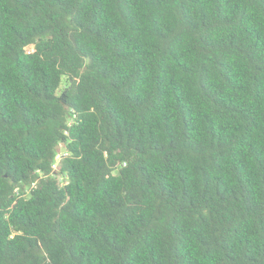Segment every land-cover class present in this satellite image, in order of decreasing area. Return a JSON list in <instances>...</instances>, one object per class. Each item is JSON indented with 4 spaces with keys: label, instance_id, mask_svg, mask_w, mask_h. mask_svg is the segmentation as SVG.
Listing matches in <instances>:
<instances>
[{
    "label": "trees",
    "instance_id": "16d2710c",
    "mask_svg": "<svg viewBox=\"0 0 264 264\" xmlns=\"http://www.w3.org/2000/svg\"><path fill=\"white\" fill-rule=\"evenodd\" d=\"M0 264H264V0H0Z\"/></svg>",
    "mask_w": 264,
    "mask_h": 264
},
{
    "label": "water",
    "instance_id": "95a60500",
    "mask_svg": "<svg viewBox=\"0 0 264 264\" xmlns=\"http://www.w3.org/2000/svg\"><path fill=\"white\" fill-rule=\"evenodd\" d=\"M61 151H62V153H66L67 148H66L65 146H62V147H61Z\"/></svg>",
    "mask_w": 264,
    "mask_h": 264
},
{
    "label": "rangeland",
    "instance_id": "374dc122",
    "mask_svg": "<svg viewBox=\"0 0 264 264\" xmlns=\"http://www.w3.org/2000/svg\"><path fill=\"white\" fill-rule=\"evenodd\" d=\"M65 85H66V82L63 84L61 90L65 87ZM62 146H64V145H62ZM61 153H62V151H61ZM59 158H60V155H59V157L57 158V161L59 160ZM61 181H62V180H61Z\"/></svg>",
    "mask_w": 264,
    "mask_h": 264
}]
</instances>
